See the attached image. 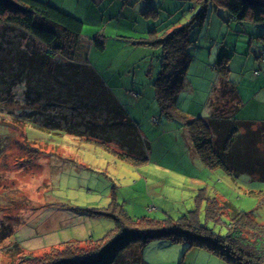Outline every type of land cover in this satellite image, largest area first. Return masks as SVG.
I'll use <instances>...</instances> for the list:
<instances>
[{
    "label": "trees",
    "instance_id": "obj_1",
    "mask_svg": "<svg viewBox=\"0 0 264 264\" xmlns=\"http://www.w3.org/2000/svg\"><path fill=\"white\" fill-rule=\"evenodd\" d=\"M15 1L23 10L0 2V112H7L23 131L32 125L49 133L72 134L105 146L123 160L147 163L149 147L137 123L117 99L110 80L103 79L89 62V52H104L108 38L96 35L87 39L83 35L84 21L43 0ZM188 1L196 8L188 22V18L180 21L164 35L153 30L150 37L140 40H153L156 103L162 114L188 128L196 152L211 171L221 168L233 177L258 174L264 180V122L236 120L231 114L192 119L177 102L187 86L191 50L198 39L194 33L202 31L211 14L224 11L240 24L263 25L264 12L239 0ZM143 13L150 18L158 12L152 6ZM229 59L224 55L217 69L223 94L235 98V88L229 81ZM17 93H22L21 101ZM0 128L4 129L3 136L8 135L2 138L4 141L0 138L1 155L11 135L6 132L7 125L0 123ZM23 133V138H28ZM28 149L40 152L34 146ZM199 192L196 209L177 220L139 219L122 213L114 217L116 227L100 240L68 241L61 245L62 250L54 249L40 257L27 254L22 262L148 264L143 260L145 247L154 240L167 239L185 241L189 249H204L228 264H264V224L253 213L238 210L204 190ZM202 204L203 221L199 213Z\"/></svg>",
    "mask_w": 264,
    "mask_h": 264
},
{
    "label": "rangeland",
    "instance_id": "obj_2",
    "mask_svg": "<svg viewBox=\"0 0 264 264\" xmlns=\"http://www.w3.org/2000/svg\"><path fill=\"white\" fill-rule=\"evenodd\" d=\"M136 1L140 6H137V11L128 10L132 12L131 18H147L143 12L153 6L157 16L146 19V22L159 30L158 35H164L187 18L188 22L196 9L188 0ZM123 5L117 11L113 8L105 18H110L111 14H116L113 18H130L128 14H121ZM210 18L215 23L219 22L218 25L212 24L211 35L217 36L221 28V41L226 36L230 37L231 31L241 29L240 23L232 21L224 11L213 13ZM209 24V21L205 24L204 31L197 29L194 33L198 46L207 43ZM255 26L260 28V32L264 29V26ZM153 27L150 26L147 32L142 31L141 38L123 34L115 40L109 37L117 28H109L108 36L104 34L107 41L110 40L107 49L89 52L90 64L98 63L100 70L103 69L99 74L105 79L112 73V68L117 70L121 61L134 56L132 59L143 71L139 72V88L143 91L144 85L149 89L150 71L147 66L156 63L151 52L154 45L149 38L147 43L140 40L147 39ZM89 29L96 27L84 26L83 35L94 39L96 34ZM128 47L136 49L129 58L127 51L122 53ZM239 47L243 49V46ZM192 78L196 83L201 81L196 72ZM188 94L184 93L183 97ZM16 98L21 101L22 93H17ZM145 99L149 101L147 96ZM0 123L7 125L6 132L11 135L5 146L7 150L0 155V264H23V257L27 254L40 257L54 249L62 250L61 245L72 240H100L116 227L114 217L122 213L139 219L177 220L196 209L195 199L200 190L231 203L238 210L253 213L264 224V180L259 179L258 174L233 177L221 168L210 172L209 168L198 163L199 168L189 167L192 174L186 175L182 172L185 171L184 166L169 169L157 166V150L152 161L135 164L123 160L101 144L72 134L49 133L32 125L23 131L13 124L7 112H0ZM23 132L28 138H23ZM4 133L0 128L2 141L3 137H8L3 136ZM33 146L40 152L26 150ZM166 151L160 150V158L166 157L165 161L171 159ZM150 154V149L146 148L145 156L150 159ZM198 179L203 182H196ZM202 205L203 209L199 211L201 221L204 220L205 204ZM86 210L93 214L89 215ZM143 260L148 264H228L204 249H189L185 241L167 239L150 242L144 249Z\"/></svg>",
    "mask_w": 264,
    "mask_h": 264
},
{
    "label": "crops",
    "instance_id": "obj_3",
    "mask_svg": "<svg viewBox=\"0 0 264 264\" xmlns=\"http://www.w3.org/2000/svg\"><path fill=\"white\" fill-rule=\"evenodd\" d=\"M43 1L61 9L64 13L76 16L85 22V26H95L96 29H89V32L92 31L96 35L105 36L104 34H107L108 36L109 28H117L116 31L110 33L111 37L109 38L113 40L123 34H127L125 36L130 38H141L142 31L147 32L150 26H154L146 22V19L150 18H131L132 12L128 10L137 11V6H140L139 1L136 0H126L125 2L122 0ZM143 1L141 0V3ZM121 4H124L121 14H128L130 18H113L116 14L105 18L113 8H116L117 11ZM231 20L235 22L234 19L231 18ZM209 22L207 43L201 47L196 41L192 47L193 61L188 71L187 86L178 97V106L192 119H207L217 114L222 116L231 114L235 115L234 119L236 120L253 124L264 122V29L260 32V28H255V25L260 27L264 24H240L241 29L231 31L230 37L226 36L221 41V28H219L217 36L211 35V26L215 22L212 18L209 19ZM218 23L217 20L215 24L218 25ZM100 26L103 27L100 28ZM132 30L133 34L130 35ZM153 30H157V28ZM201 30L204 31V27ZM86 37L89 39L88 36ZM240 45L243 46V49H240ZM135 50V48L128 47L122 53L127 51L129 58ZM224 55L230 56L228 62L229 81L235 88V98L225 97L223 94L222 77L217 69V64ZM133 57L121 61L120 67L117 70L112 68V73L105 78L110 80L117 99L125 107L129 117L137 123L139 132L151 151L149 160L154 159L157 150V166L164 169L184 166L185 171L182 172L190 175L192 172L189 167L199 168L198 163L204 164L193 146L189 130L183 123L170 119L160 112L152 86L156 70L154 63L147 66L151 72L148 83L150 88L146 89L142 85L144 89L141 91L139 88L141 82L138 83V79L139 72L143 71L132 59ZM92 64L102 74L103 69L100 70L98 63L92 62ZM257 71L259 74L256 75ZM194 72L199 75L200 83H196L192 78ZM184 93L189 94L183 97ZM145 96L149 101L145 99ZM141 102H143L142 105ZM142 107L144 108L142 109ZM164 149H167V154H170L171 159L167 161H165L166 157L165 159L160 158V150L163 152ZM203 167L208 168L205 165ZM208 171L211 172L209 169ZM196 182L203 181L198 179Z\"/></svg>",
    "mask_w": 264,
    "mask_h": 264
},
{
    "label": "water",
    "instance_id": "obj_4",
    "mask_svg": "<svg viewBox=\"0 0 264 264\" xmlns=\"http://www.w3.org/2000/svg\"><path fill=\"white\" fill-rule=\"evenodd\" d=\"M243 5L259 9L264 12V0H239ZM1 3L14 8L23 10V8L15 0H0Z\"/></svg>",
    "mask_w": 264,
    "mask_h": 264
},
{
    "label": "built area",
    "instance_id": "obj_5",
    "mask_svg": "<svg viewBox=\"0 0 264 264\" xmlns=\"http://www.w3.org/2000/svg\"><path fill=\"white\" fill-rule=\"evenodd\" d=\"M263 55H264V52H263ZM255 74L257 75V74H259V72L257 71V72H255Z\"/></svg>",
    "mask_w": 264,
    "mask_h": 264
}]
</instances>
